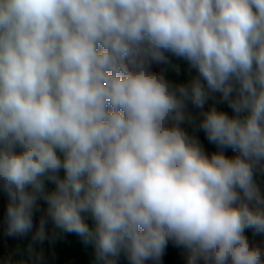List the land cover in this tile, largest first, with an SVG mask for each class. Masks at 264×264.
<instances>
[{
    "label": "clouds",
    "instance_id": "1",
    "mask_svg": "<svg viewBox=\"0 0 264 264\" xmlns=\"http://www.w3.org/2000/svg\"><path fill=\"white\" fill-rule=\"evenodd\" d=\"M165 52L186 59L207 89L151 71ZM210 92L234 115L203 114L200 128L221 149L209 157L180 125L191 119L186 101L203 108ZM261 161L264 0H0L9 235L40 212L34 242L50 218L93 245L99 264L122 253L130 264L158 261L169 241L187 264H264V248L245 235L264 234Z\"/></svg>",
    "mask_w": 264,
    "mask_h": 264
},
{
    "label": "rangeland",
    "instance_id": "2",
    "mask_svg": "<svg viewBox=\"0 0 264 264\" xmlns=\"http://www.w3.org/2000/svg\"><path fill=\"white\" fill-rule=\"evenodd\" d=\"M167 63L153 64L151 71L162 74L165 79L173 86L181 84H190L193 79H200L202 85L207 89L206 81L200 77L198 70L193 67L186 59L177 57L171 52H165ZM216 108L218 111H223L229 116H233L234 112L229 107L227 101H224L220 93H209L203 108H197L190 100L186 101L185 112L191 119H186L180 127L189 135L190 138L195 139L202 150L209 157L212 153L221 151L214 143L209 142L205 131L200 128V124L204 118V113L211 108ZM244 115V114H242ZM19 150V149H18ZM230 148L223 149L224 154L229 157L231 153ZM57 154L63 159V154L57 150ZM65 175L63 169L60 170L59 176L63 178ZM254 181L258 186L261 196L264 197V161L254 167ZM46 189L48 191L55 190V185L46 182ZM41 208H46L44 201L39 202ZM6 204L7 196L3 191H0V211L3 220L6 218ZM251 206V205H250ZM86 222L89 226L94 225L90 214H84ZM41 213L37 212L34 219ZM46 239L40 242H34L33 237L30 241L16 244L15 248L8 254L10 264H99L95 258V250L93 245L85 244L80 236L75 233L64 232L54 226L50 218H48L45 225ZM253 237L254 232H250ZM248 235L246 234V237ZM264 238V234H260ZM173 243V242H172ZM32 246L35 250V255L30 256L28 249ZM169 242L163 251L162 256L158 261H147L146 264H166V257L173 259V264H187V253L182 247H177L174 243L170 247ZM37 256L40 258L37 259ZM172 260V262H173ZM117 264H130L127 257L122 253L117 260ZM167 264H171L167 263Z\"/></svg>",
    "mask_w": 264,
    "mask_h": 264
},
{
    "label": "trees",
    "instance_id": "3",
    "mask_svg": "<svg viewBox=\"0 0 264 264\" xmlns=\"http://www.w3.org/2000/svg\"><path fill=\"white\" fill-rule=\"evenodd\" d=\"M40 216L33 218V226L23 234L9 235L8 221L3 220L0 211V264H10L8 254L15 248L16 244L31 240L39 229Z\"/></svg>",
    "mask_w": 264,
    "mask_h": 264
},
{
    "label": "crops",
    "instance_id": "4",
    "mask_svg": "<svg viewBox=\"0 0 264 264\" xmlns=\"http://www.w3.org/2000/svg\"><path fill=\"white\" fill-rule=\"evenodd\" d=\"M250 232H253V230H251V229H246V230H245V235H246V234L248 235L247 238H248L250 244L259 245V246H261L262 248H264V238H262V236L257 235V234H255V235L252 237V236H251L252 234H250ZM172 244H173L172 241H169V249H170V247L172 246ZM169 249H168V251H169ZM172 260H173V259H169L168 257H166V262H167V263H170V262H171V264H173V263H174V260H173V262H172ZM167 263H166V264H167ZM199 264H204V261H203V260H200V261H199Z\"/></svg>",
    "mask_w": 264,
    "mask_h": 264
},
{
    "label": "built area",
    "instance_id": "5",
    "mask_svg": "<svg viewBox=\"0 0 264 264\" xmlns=\"http://www.w3.org/2000/svg\"><path fill=\"white\" fill-rule=\"evenodd\" d=\"M235 155H237V153H234V152L231 150V153H230L229 157H233V156H235Z\"/></svg>",
    "mask_w": 264,
    "mask_h": 264
}]
</instances>
